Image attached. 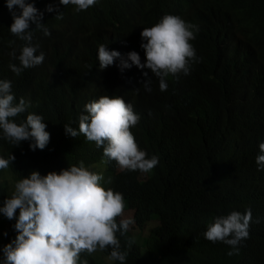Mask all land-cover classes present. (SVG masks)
I'll use <instances>...</instances> for the list:
<instances>
[{
	"label": "trees",
	"instance_id": "trees-1",
	"mask_svg": "<svg viewBox=\"0 0 264 264\" xmlns=\"http://www.w3.org/2000/svg\"><path fill=\"white\" fill-rule=\"evenodd\" d=\"M26 2L44 12L41 22L51 33L44 35L30 22L32 46L39 45L36 54L43 52L45 60L20 75L11 70L10 64L20 62L9 53L16 49L19 56L26 42L11 34L13 15L0 0V80L11 82L14 103L23 98L29 105L15 122H25L29 113L41 115L50 142L32 151L33 141L16 147L0 130V158L16 157L8 176L0 170V207L32 171L43 176L102 158L112 175L106 173L111 183L104 188L122 194L124 213H134L136 227L150 229L143 244L130 248V228L123 236L117 233L121 251L128 252L124 264H264V170L256 163L264 154L259 149L264 143V0H98L79 12L60 0ZM49 5L56 10L47 12ZM15 11L20 13L18 6ZM165 15L196 26L190 74L169 75L161 91L160 78L146 67L122 72L117 59L100 70V45L125 57L135 51L146 63L141 32ZM149 77L150 92L143 87ZM101 96L122 97L140 117L130 130L147 158L159 159L150 172L121 170L85 136L66 135L64 125L78 129L85 105ZM247 209L252 212L249 237L238 250L205 239L217 217ZM15 222L0 213V264L3 247L18 235ZM111 250L83 253L81 264H100L95 254L108 259Z\"/></svg>",
	"mask_w": 264,
	"mask_h": 264
},
{
	"label": "clouds",
	"instance_id": "clouds-1",
	"mask_svg": "<svg viewBox=\"0 0 264 264\" xmlns=\"http://www.w3.org/2000/svg\"><path fill=\"white\" fill-rule=\"evenodd\" d=\"M98 0H60L64 6H75L76 11H86L97 4ZM7 7L13 15L14 22L10 27L13 36L26 43L17 56L16 49L9 55L18 59L20 66L10 64L16 74L27 68L41 65L45 55L36 54L39 45L32 46L33 33L29 30L30 22L36 24V29L44 35L51 33L41 21L44 12L35 7L34 2L26 0H6ZM20 13L15 11L16 7ZM51 5L46 11H55ZM62 13L56 18H62ZM196 26L188 24L182 18L165 15L150 28H143L141 47L146 53V63H141L139 54L135 51L123 56L118 51H109L104 45L98 48L100 70L114 65L119 59V67L131 69L133 65L160 78L161 91L167 89L165 78L169 75L179 78V74H190L189 61L196 60V51L191 43L194 40ZM11 43H15L12 41ZM148 77V73H144ZM151 78L144 82L143 87L151 91ZM10 81L0 80V130L3 137L19 147L23 141H33L32 151L44 150L50 142V133L41 115L29 113L26 121L17 124L15 117L25 113L27 107L23 98L14 103L15 96L11 93ZM140 117L133 107L120 96H101L98 100L89 102L84 107V113L79 117V128L64 125L66 135L76 138L83 135L88 141L94 142L97 148H103V155L109 161H115L121 170L150 172L157 164V156L147 158V152L139 148L131 128L139 123ZM264 153V143L259 144ZM12 154L8 159L0 158V170L7 169L15 161ZM102 159V158H101ZM94 160H91V162ZM70 166L59 173L50 172L41 175L32 171L29 176L15 183L14 192L0 207L8 220H15L14 229L18 235L3 247L4 264H81V254L89 255L103 252L111 248L108 260L120 261L124 264L127 251H121V243L117 233L125 235L133 223L123 217L125 210L124 197L111 188L101 186L102 174L90 171L84 166ZM258 170H264V154L256 157ZM111 183V178L107 181ZM17 210L19 215L17 218ZM252 220L251 209L245 213L233 211L226 216H220L209 225L204 233L205 239L215 243L223 242L238 250L242 240L249 237V226ZM6 236L7 233H4ZM135 239H129L130 248ZM233 255L234 252H229ZM82 264H88L84 260Z\"/></svg>",
	"mask_w": 264,
	"mask_h": 264
},
{
	"label": "rangeland",
	"instance_id": "rangeland-1",
	"mask_svg": "<svg viewBox=\"0 0 264 264\" xmlns=\"http://www.w3.org/2000/svg\"><path fill=\"white\" fill-rule=\"evenodd\" d=\"M84 166L86 168H88L92 172H95L97 174H102L103 175L104 179L100 182L101 183V186L105 187V185H108L109 184V183H107V181L109 180L108 177H107V174L108 175L109 174L111 175V173H109L107 171L106 161L104 159H96V160L92 161L89 165L84 164ZM8 173H9L8 172V168L7 169H4L3 175L8 176ZM144 177H145V175L141 179H145ZM133 214L134 213H132V212H125L123 214L122 219H129V220H131L133 222L130 225V230H131L130 232L132 234V237L135 239V242H140V243L143 244L144 238H147V236L150 233V229L147 228L144 231V230H141L140 228L136 227L137 224L134 221ZM156 250H157V248L154 247L153 251L156 252ZM143 251L147 255V250L144 249ZM95 256L97 257V259H98V261H99L100 264H113L110 260H108L107 258H104L102 255H101L102 257L98 256L97 254H95Z\"/></svg>",
	"mask_w": 264,
	"mask_h": 264
}]
</instances>
